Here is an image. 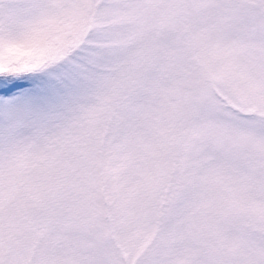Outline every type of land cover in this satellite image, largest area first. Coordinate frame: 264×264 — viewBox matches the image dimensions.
Masks as SVG:
<instances>
[{"label": "rangeland", "instance_id": "obj_1", "mask_svg": "<svg viewBox=\"0 0 264 264\" xmlns=\"http://www.w3.org/2000/svg\"><path fill=\"white\" fill-rule=\"evenodd\" d=\"M0 264H264V0H0Z\"/></svg>", "mask_w": 264, "mask_h": 264}]
</instances>
